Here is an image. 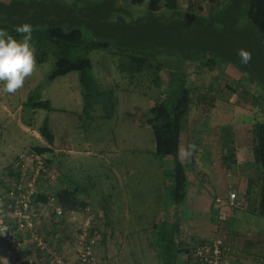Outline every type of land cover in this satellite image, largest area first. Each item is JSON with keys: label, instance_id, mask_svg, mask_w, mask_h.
<instances>
[{"label": "rangeland", "instance_id": "1", "mask_svg": "<svg viewBox=\"0 0 264 264\" xmlns=\"http://www.w3.org/2000/svg\"><path fill=\"white\" fill-rule=\"evenodd\" d=\"M95 2L98 0L91 1L89 7ZM223 2L224 0L178 1L181 10L185 11V22L190 21V25L186 27L185 41L187 40L189 43L199 42L202 47L199 51H196V48L188 47L185 49V58L187 57L188 60L185 59V64L177 63L187 73L188 81L191 83H199L195 81L199 75H194L196 72L191 70L196 67L200 68L202 75L207 77L209 86L216 90L214 92L212 89L213 97L216 99L209 101V96L206 95L207 100L204 102L200 100V96L204 94L205 88L196 84L197 87L191 88L194 92L191 94L189 116L186 124L183 125L185 134L182 138L183 142L186 138L191 143V147L187 149H185L184 144L185 153L189 156L190 179L196 176L200 179L204 174H210L209 164L212 163V159L220 161V155L223 153V146L220 150L218 144L211 153L208 152V148L202 150L200 146L203 142V134L206 131L207 133H214L216 130L215 135L216 140H218L221 139V134L224 132V125H229L228 127L234 125L232 121L226 119L231 115L228 111L221 113L219 117L215 114L214 111L218 109L220 101L226 105V108L232 105L237 110L243 108L249 111V116H254L255 121L264 119V58L259 56L255 60L257 65L255 67L262 71L260 76L250 75L255 80L252 83L247 75L241 73L231 63L222 61L216 56L217 53L211 45L213 43L218 44L220 39L215 41V36L218 33L215 34L206 29L207 22H213V19H209V15H213L212 11H217ZM203 17H207L208 20H203L199 25L197 23L196 27L191 22L192 19ZM87 31L83 30L85 41H94L100 44L98 48L90 50L86 57L90 60L91 72L97 88L100 91L112 92L115 103L112 115L109 118L104 117L106 112L101 104H94L91 109L84 111L76 68L73 67L65 75L50 80L54 57L48 53L49 55L44 58L42 51L38 52L35 48L36 67L34 72L26 78L24 86L18 89L15 94L0 90V105L2 103L7 104L12 112L10 117H7L5 112L0 116V154L4 153L9 157L18 154L19 144L13 139V136L22 137L24 133L21 124H30L31 128H34L38 133V128L46 121L51 133L54 131L58 146L80 152L76 156L74 154L67 155L64 159L67 161L65 163L67 166H73L75 181L82 184V187H77L86 188L88 193L95 194L94 200L113 205L114 210L120 212L118 217H114L113 211H111L113 216H104L105 221H113L111 231L115 237L113 244L115 252L110 258L102 255L104 263L154 264L153 254L158 256L162 251L158 242L173 245L176 249V236L179 235V228L185 225V218L191 225L201 227L202 232L209 228L211 218L210 213L194 212L195 209H190L196 202L193 200L188 201L186 205L173 208L172 217L173 220L177 219L175 224L178 226L177 232H172L173 235H164L162 238L163 233L160 231L162 227L158 228L159 231H157L154 226L157 221L156 215L160 211L158 210L160 207L159 198H164V195L159 194L161 191L167 193L170 187L172 167L171 157L155 155L152 132L145 125V121L148 108L154 102L164 98V84L168 77L166 71L175 70L178 66L173 58H169L175 52L161 49L156 55L161 64L155 61L152 64L156 68L162 65L163 70L160 69L159 72L154 69L143 70L139 65L135 67L136 60H134L133 54H137L133 53L132 50L117 46L111 43L109 38L104 39L103 36H97ZM224 40L227 45L236 44L230 38L224 37ZM206 43L208 46L205 49ZM210 46L211 48H209ZM231 49L229 54L235 50V57L239 59L236 45L232 51ZM150 52L152 53L153 50ZM199 54L201 56L197 57ZM38 58L44 59L40 61ZM253 59L252 54L251 60ZM201 60H203L202 63ZM249 73L254 74L251 70ZM28 95H32L34 100H48L52 110L36 109V113L33 115L32 110H29L28 107L21 112L11 109L20 100L25 102ZM240 114L235 113L233 116L239 115V118H244ZM210 117H212V122L208 120ZM205 123L216 128L208 129L204 126ZM252 126L253 124L248 129L245 128L251 135L250 128L252 129ZM6 144L8 145L5 146ZM252 149V146L246 147L239 155L241 158L237 157L245 167V171L241 170L242 173L239 172L238 175L249 177L252 182L247 206L244 212L241 211L244 209L227 207L232 217L229 218V215L225 223L228 225L229 221L232 220L236 224L237 222L247 223L264 230V217L253 215L259 199L260 179L258 177L261 170L254 160ZM87 152L89 153L85 154ZM183 156L185 157V154ZM0 160L2 159L0 158ZM205 160L210 163L202 165L199 168L201 173L198 174V169H194L193 165L195 162L201 163ZM234 163L236 164V161ZM234 167L232 164L229 165L231 178L238 176ZM197 187L196 196L198 197L200 193L205 195L204 188L201 192L200 187ZM122 192H125L126 195L123 194L124 196H122ZM172 206L174 205L169 201L168 207ZM216 208L217 205L213 201L211 210L215 211ZM190 224L187 226L191 227ZM79 228L78 226L75 228L76 233ZM255 233L260 232L255 231ZM119 244H121V248H119ZM174 260L176 259L174 258Z\"/></svg>", "mask_w": 264, "mask_h": 264}, {"label": "trees", "instance_id": "2", "mask_svg": "<svg viewBox=\"0 0 264 264\" xmlns=\"http://www.w3.org/2000/svg\"><path fill=\"white\" fill-rule=\"evenodd\" d=\"M91 1L93 0H0V28L7 29L19 38V34L14 32V26L25 22L32 24L34 47L38 52L42 51L44 58L49 54L54 57L50 80L65 75L73 67L76 68L84 111L91 109L94 104H101L106 112L104 117L109 118L115 103L111 91H100L95 85L91 63L86 55L100 44L94 41L86 42L83 30L103 36L104 39L109 38L111 43L132 50L137 54H133L136 60L135 67L139 65L143 70L154 69L156 72L163 70L162 65L156 68L152 64L153 61L161 64L156 57L161 49L175 52L169 58H173L176 64L177 62L185 64V59L188 60L187 57L185 58V49L192 47L199 51L202 47L199 42L185 41L186 27L190 25V21L185 22V11L181 10L179 0H98L89 7ZM213 15H209V19H213V22H207L206 29L218 33L215 41L220 39V42L216 45L211 44L217 53L216 56L222 61L231 63L241 73L247 75L251 82H255L250 75L260 76L262 71L255 67L257 66L255 60L259 56L264 58V0H224ZM203 20L208 19L197 18L192 19L191 22L196 27L197 23L199 25ZM224 37L236 42V50L241 48L249 50L254 59L247 64H241L240 58L235 57L233 50L235 45L233 43L227 45ZM207 46L206 43L204 48ZM230 49L233 52L229 54ZM200 56L199 54L197 57ZM44 58L38 59L43 61ZM250 70L254 74H250ZM166 72L168 77L164 84V98L148 108L145 125L152 132L155 155L171 157V184L167 194L174 206H181L189 188L180 150L182 125L188 115L191 94L194 91L189 88L187 73L179 64L175 70ZM203 96L205 95L200 96V100L204 99ZM34 99L32 95H28L23 102L22 110L26 107L29 110H52L48 100ZM223 130L226 132L227 127ZM38 133L47 143H52L53 135L46 121L38 128ZM251 133L254 140L253 157L261 170L258 177L260 179L258 213L264 217V119L258 121L254 119ZM225 139L222 160L225 161L224 166L229 168L234 162V152L232 140L229 142L231 136ZM37 148L33 150L42 154L43 150ZM7 170L9 169H4V172ZM55 198L64 213L81 212L88 206L87 200L80 199L75 190H60L55 194ZM48 202L46 196L36 192L34 206ZM37 229L39 232L43 231L39 227ZM176 231L177 227L174 226L172 232ZM54 234L46 232L44 239L51 244ZM55 235L59 237L58 233ZM60 236L63 238L58 240L68 244L66 238L68 235L60 233ZM161 248L162 251L158 254L161 264H176L173 257H176L180 250L169 244L161 245ZM24 250L27 251V248ZM99 255L103 260L101 254ZM6 260L0 259V264H6Z\"/></svg>", "mask_w": 264, "mask_h": 264}, {"label": "crops", "instance_id": "3", "mask_svg": "<svg viewBox=\"0 0 264 264\" xmlns=\"http://www.w3.org/2000/svg\"><path fill=\"white\" fill-rule=\"evenodd\" d=\"M215 12H216L215 10L212 11V13ZM199 69L200 68H194L193 70H191L196 72L195 74L193 73L194 75H199V78L195 80L199 83L196 82L191 83V81H189L188 83L189 88L193 89L197 86H200L201 88H205L203 92L205 96L206 95L209 96L208 100L211 101L212 99H216L215 97H213L212 89L214 88H211L209 86V83H207V77L202 75V71H200ZM215 91L216 90L214 89V92ZM205 96H203L204 99H202L201 101L205 102V100H207ZM219 104L220 105L218 106V109L214 111L217 117L221 116V113L228 111V113L231 115L226 119L232 121L234 125L232 127H228L229 125L228 126L224 125V128H226L225 126H227L229 129H231V131L227 128L226 132H223V134H221V139L219 138L218 140H216V135H215V133H217L216 130H214V133L212 132L207 133L206 131L205 134H203L204 136H202L203 142L201 143L200 147L202 150L208 148L209 150L208 152L211 153V151L215 150V146L218 144L219 146L218 148L221 150L222 146H224V142L226 141L225 138L230 135L231 139L229 140V142H231L232 140V147H233L232 149L234 152L233 161H236V164L234 162L231 164L235 166L234 171L238 175L239 172L242 173L241 170L245 171V167L241 164V162H239V159L241 158V156H239L240 153L246 147L248 146L251 147L254 145V140L252 135L246 131L253 124L254 117L252 115L249 116L250 112L244 110L243 108H239L237 110V108L233 107L232 105L226 108V105L221 101L219 102ZM22 105L23 102L22 100H20L17 103V105L15 107H12L11 109L21 112ZM3 112H5L7 117H10L12 114L9 106L5 103H2L0 105V116L3 115ZM32 113L33 115H35L36 110H32ZM235 113L236 114L241 113L240 115H243L244 118H239L238 117L239 115L233 116ZM188 116L189 114L187 115L183 125L186 124L188 120ZM208 120L212 122V117H210ZM208 120L206 119V121ZM204 126H206L208 129L216 128L215 126H209L207 123H205ZM221 126H223V124ZM21 127L24 133L22 137H16L15 135L13 136V139H15L16 142L19 144L18 145L19 147L17 148L18 150L17 153L21 154L26 150L29 151L31 149H36L38 147L37 149L43 150L44 154L43 153L42 154L49 168L47 175L45 174L43 178L38 181L36 192L39 195L46 196L48 200H53L54 202L52 203L50 202V204L49 202L46 204L38 203L35 205L36 211L38 213L37 217L39 216L37 221L38 227L41 230H43L42 232L44 233L46 232L55 233V234L58 233L59 237L56 236L55 234L54 236L60 239L63 238L61 237L62 234L60 236V233H65L66 235H68L66 236L68 242L70 236H73V232H75L76 230L75 228L77 226L81 227L83 223H88L89 226H91V230L99 233L98 243L101 247V251H100L101 256L104 255L106 258L112 257L115 252V247L113 246L115 242V237H113V233L111 231V225L113 221L111 222L105 221L104 216L112 215L111 211H113L114 217L115 216L118 217L120 212L119 210L117 211L114 210L115 208L113 205H109L107 203L94 200L93 198L95 197V194H93L92 192L88 193V190L86 188L77 187V186L82 187V184L75 181L73 166L70 165L67 166L65 164L67 163V161H65L64 159H66L67 155L74 154L76 156L79 155L80 152L76 150H72L70 148L63 149L60 146H58L55 134L53 133L54 131H52V135H53L52 143H47L40 136V134L36 133L34 128H31L30 124L28 125L21 124ZM246 127L247 129H245ZM188 131L191 130L188 129ZM184 134H185V130L181 135L182 143L180 150L189 180V188L182 205L183 204L186 205L188 201L196 200V202H194L193 206L190 207V209H195L194 212L201 211V212L210 213L211 218H210V226L207 230H204L205 232H202L203 229L201 227L196 225H191L189 221H187L185 218V222H184L185 225L179 228L182 233L179 230V235L178 237L176 236L177 240L175 246L176 249L180 250V252L177 253L176 257L175 256L173 257V259L174 258L176 259L175 263L193 264V259H192L193 243L198 241H208V240H214L216 238H222L226 246L229 247L231 257L234 259L235 264H264L263 228L261 229L260 227L258 228L256 226H252L250 224L241 223V222H237L236 224L233 223L231 219L228 225L227 223H225L228 219V216L230 215V213L227 210V207L228 208L232 207L233 209H244L241 211L243 212L245 211V208L247 206L248 195L251 192L252 182L250 178L244 177L243 175L240 176L238 175L237 177L234 175L235 177L231 178V175L229 173L230 172L229 168H226L224 166L225 161L222 160L223 159L222 155L224 153H222V155H220V161H217V159L213 158L212 161L210 160L212 162V163L209 162L210 164L206 160L201 163L195 162L193 167H195L194 169H198V174L201 173L199 168H201V166L204 164H209L211 172L210 174H206V175L204 174L203 177H200V179L197 178V176L195 178L193 177V179H190L189 178L190 165H188L189 156H187V154L185 153L184 144H185V149H187L188 147H191V143L186 138L184 139L185 142H183L182 138ZM7 145L8 144H6L5 146ZM223 150L225 151L224 147L222 149V152ZM88 153L89 152L85 154ZM18 154L12 155L10 157L9 155H5L4 153L2 155L0 154V158L2 159L0 160L1 161L0 168L2 167L0 172L4 171V169H9L6 172L5 177H10L13 176L11 174H15L12 173L14 172V169H12V167L14 166V161L16 159L15 157H17ZM183 154H185V157L183 156ZM225 155H227V153H225ZM2 178L3 176L2 177L0 176V182H2ZM197 186L200 187L199 190H201V192L204 188L205 195L203 193H200L198 197L196 196L197 194L195 193V190L198 188ZM63 189L77 191L78 197L80 199H86L88 206L81 212L70 211L64 213L62 217H57V215L53 212L54 209L57 206H59V204H57L55 194ZM232 192L235 193V199L233 201V204L230 205L228 204V194ZM123 194H125V192H122L121 195L124 196ZM159 195H164V198L163 197L159 198L160 207L158 210L160 211L156 215L157 221L154 226L157 228V231H159L158 228L162 227L160 231L163 233V235L165 234L171 236L173 235L172 231L174 229V226H176L178 230V226L177 224H175V221H177V219L173 220L172 217L174 213L173 208L175 206L168 207V203L170 200L167 193L161 191ZM218 200L220 202H218ZM213 201L217 205L215 211L211 210ZM222 203H225L224 207ZM222 207L223 209H225L227 214L226 220L224 221H220L218 219V212ZM71 215L76 217L75 222H72L68 219V216ZM253 215H255V217H260L258 213V204H256L255 206V212H253ZM230 217H232V215H230L229 218ZM161 223L167 225L163 226ZM187 224H190L191 227L187 226ZM183 230H185V233H183ZM255 231L260 233H255ZM59 242L61 241L59 240ZM63 244L67 245L65 243ZM120 245L121 244H119V248H121ZM161 245L164 244L163 243L160 244V242H158V246L161 247ZM153 256H154L153 257L154 264H161V260L159 259V256H155V254H153ZM0 259L6 260L7 258L0 253Z\"/></svg>", "mask_w": 264, "mask_h": 264}, {"label": "built area", "instance_id": "4", "mask_svg": "<svg viewBox=\"0 0 264 264\" xmlns=\"http://www.w3.org/2000/svg\"><path fill=\"white\" fill-rule=\"evenodd\" d=\"M12 169L13 176L5 177L4 171L0 174L3 176L0 182V224L7 225V232L0 234V253L8 259L6 264H104L99 258V233L91 230L88 223H83L77 233L73 232L67 245L59 242L57 237L54 241L55 236L49 244L44 239V232L37 230L39 216L33 200L38 181L49 170L43 154L26 150L17 156ZM234 199L235 193H229L228 204L232 205ZM222 205L224 207L225 203ZM223 207L218 212L220 221L227 217ZM53 212L57 217L64 215L61 206ZM68 219L76 221L73 215ZM192 259L193 264H235L222 238L193 243Z\"/></svg>", "mask_w": 264, "mask_h": 264}, {"label": "clouds", "instance_id": "5", "mask_svg": "<svg viewBox=\"0 0 264 264\" xmlns=\"http://www.w3.org/2000/svg\"><path fill=\"white\" fill-rule=\"evenodd\" d=\"M14 32L19 38L0 28V90L9 94L21 89L36 67L33 25L27 22L15 25ZM237 55L241 64L252 58V53L243 48L237 50ZM6 232L7 225L0 224V234Z\"/></svg>", "mask_w": 264, "mask_h": 264}]
</instances>
